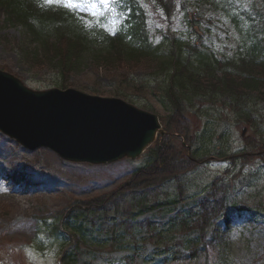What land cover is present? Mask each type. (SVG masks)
I'll list each match as a JSON object with an SVG mask.
<instances>
[{"label":"trees","instance_id":"trees-1","mask_svg":"<svg viewBox=\"0 0 264 264\" xmlns=\"http://www.w3.org/2000/svg\"><path fill=\"white\" fill-rule=\"evenodd\" d=\"M261 1L264 7V0ZM42 10L43 7L34 0H0V15H4V22L22 29L24 40L28 39L34 45L30 51L19 47L26 61L34 60L37 64L43 62L41 65H48L49 71L57 73V79L51 85L62 89L71 87L67 84L69 78L85 70L89 58L93 64L97 63L99 68L103 67L106 71L116 66L113 70L121 72L122 78L130 77L129 81L134 79L130 74H125V67L130 70L133 66L130 64L152 61L151 64L155 65L151 67L150 77L155 81H150L147 87L155 88L151 92L160 97V103L169 114V133L171 124H174L177 126L173 134H188L191 126L189 119L185 118V111L200 105L198 102L201 101L210 105L219 103L231 111L237 120L251 124L258 122L251 120L256 116L254 106L264 104V43L249 39V32L244 31L240 38L243 49L236 59L223 61L202 48L203 43H199L201 46L195 49L189 41L184 42L175 36L154 45L149 31L139 19V13L133 11L127 22L131 27L124 30V34L106 40L96 35L88 41L91 49L88 58L84 53L87 43L82 28L72 26L64 19L59 22V19L44 16ZM258 13L256 20L264 22V10ZM50 28H53L54 43L49 42L45 34ZM115 95L134 101L127 93L115 91ZM206 123V128L211 129L210 120ZM174 137L177 138L165 136L162 144H156L146 153L143 165L134 170L133 177L122 190L90 201L74 202L64 211L66 214L49 226L48 232L61 241L63 249L70 245L64 254L63 264H94L97 258L103 264H116L118 258L108 260L104 257L106 249L111 254L117 251L124 253L126 256L122 258L121 264H195L203 260L202 253H207L209 229L229 213L248 210L255 221L264 223V208L256 206L254 201L247 203L240 199L233 204V208L227 210L229 202L215 197L224 188L223 185L217 187L220 185L218 182L210 186L211 196L191 200L184 210L166 222L160 225L151 220L140 223L138 218L148 212L157 211L155 217L159 213L165 215L174 211L181 200L190 199L180 200L179 196H175L165 202L159 199L155 202L146 201L148 193L161 190L170 183L178 185L177 180L187 175L194 166V155L188 157L181 150L176 152L172 150V142L167 143L169 138ZM182 194L180 192V196ZM114 195L117 197L114 198ZM127 200L133 203L124 205ZM47 218L42 217L43 221ZM261 223L256 227L251 223L249 239H243L246 250L251 241H256L264 248V224ZM219 245L220 242H217L213 247ZM220 247L222 252L218 263L235 264L231 248ZM206 260L208 264L209 260ZM252 264L257 263L253 261Z\"/></svg>","mask_w":264,"mask_h":264},{"label":"rangeland","instance_id":"rangeland-1","mask_svg":"<svg viewBox=\"0 0 264 264\" xmlns=\"http://www.w3.org/2000/svg\"><path fill=\"white\" fill-rule=\"evenodd\" d=\"M186 1L179 0L174 8L168 1L166 5L171 16L160 18L155 13L154 20L149 21L153 25L150 27V34L152 35L158 29L154 33L157 40L163 33L169 31L168 34H176L175 37L185 34L186 39V36L192 35L191 32L196 28V33L199 34L197 37L199 41L195 42L196 48L200 45L199 43H203L223 61L236 59L241 51V35L237 30V25L254 29L255 26L248 24L247 18L252 16L254 11L264 10L259 0H218V10L212 9L207 18L204 17L208 21L207 24L193 12H187V26L183 21L186 12L182 11V6L186 4ZM191 21H195L194 28L190 26ZM226 30L229 31L228 39L224 33ZM252 37L257 39L256 34H252ZM190 39L195 38L192 36ZM19 47L28 51L34 49V45L28 39L24 40L20 29L6 25L0 17V68L19 76L27 86L33 89L53 87L51 83L55 81L56 73L48 70L50 66L41 65L44 64L43 62H39L38 65L34 60L26 61ZM151 63L152 61L141 62L138 65L130 64L133 65L130 70L125 67V74H130L134 79V81H129L130 77L122 78L121 72L113 70L117 68L116 66L106 71L103 67L99 68L97 63L93 64V60L90 59L85 70L79 74H73L67 84L84 93L96 96L99 94L106 98L116 97L115 91L127 93L134 99L137 107L151 110L164 122L168 120L169 114L159 103L158 98L160 97L151 92L155 88L147 87L150 84L148 75L151 74V67L155 65ZM198 104L200 105H194L189 111H185V118L189 119L193 126L187 131L189 139L185 143L191 147V152L198 156L199 159H196L198 165L189 169V173L180 180L177 186L172 184L165 186L164 190L148 193L146 201L155 202L159 198L165 200L175 196H179V199L191 198V200L194 197L203 198L205 193L208 194V190H211L210 186L217 181L225 187L227 185V192L224 191L225 188L222 189L220 198L234 201L238 196V200L242 198V202L254 201L256 206L264 208V104L258 103L254 106L256 116L251 121H258L254 124L245 122V120H237L231 111L221 107L219 103L210 105L201 101ZM209 120L210 127L213 129L211 134L205 133L207 131L206 122ZM171 125L173 132L177 125ZM226 129L228 130L227 135L224 134ZM169 142L170 139L167 143ZM172 142V150L187 151L181 147V140H172ZM202 153L206 155L201 158ZM128 163L100 167L90 164L65 163L55 154L43 149L30 153L21 147L17 148L0 134V167L3 169L0 171V264H57L61 255L58 254L59 250L53 247L51 241L46 242L44 251L36 252L30 248L39 227L36 218L46 215L54 217L53 222H55L59 217L57 214L65 213L64 211H67L73 202L90 201L95 197L109 196L114 191L123 188L125 182L131 177L130 171L138 166L140 161L133 165ZM22 169L33 184L38 181L37 185L30 187V190L14 184L8 187L2 177L13 170ZM177 187L182 188L180 190ZM180 192L183 193L181 196ZM116 197L114 195V198ZM130 203L133 202L127 200L124 205ZM173 213L175 212H171ZM150 215L151 213H148L139 220L151 218ZM159 220L160 217L157 222ZM239 226L241 224L237 220L233 227L227 228L224 225L209 235L217 238L220 245L226 249L231 248L230 253L233 254L234 263L252 264L254 261L262 264L264 261L263 245L261 247L256 241H252L249 245L251 249L249 254L244 250L240 241L239 234L242 231L238 232L236 228ZM220 245L215 248L208 244L209 250L206 254H202L203 260L195 264H206V259L209 260L208 264H219L222 252ZM97 264L102 263L99 261Z\"/></svg>","mask_w":264,"mask_h":264},{"label":"water","instance_id":"water-1","mask_svg":"<svg viewBox=\"0 0 264 264\" xmlns=\"http://www.w3.org/2000/svg\"><path fill=\"white\" fill-rule=\"evenodd\" d=\"M0 131L31 150L46 148L73 163L140 156L156 139V116L115 99L78 91L35 92L0 72Z\"/></svg>","mask_w":264,"mask_h":264},{"label":"snow or ice","instance_id":"snow-or-ice-1","mask_svg":"<svg viewBox=\"0 0 264 264\" xmlns=\"http://www.w3.org/2000/svg\"><path fill=\"white\" fill-rule=\"evenodd\" d=\"M49 2H52V0H49Z\"/></svg>","mask_w":264,"mask_h":264}]
</instances>
